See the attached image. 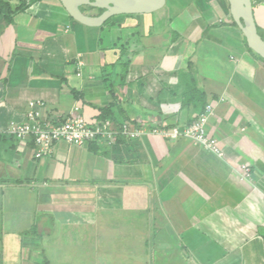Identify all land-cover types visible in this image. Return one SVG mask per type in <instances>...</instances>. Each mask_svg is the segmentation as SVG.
<instances>
[{
  "label": "crops",
  "instance_id": "0c3cea01",
  "mask_svg": "<svg viewBox=\"0 0 264 264\" xmlns=\"http://www.w3.org/2000/svg\"><path fill=\"white\" fill-rule=\"evenodd\" d=\"M27 3L13 21L0 17V264H264V65L229 1L124 15V38L115 17L91 27L60 0ZM253 5L264 32V0ZM190 60L219 152L150 131L189 125L194 110L177 99ZM32 100L90 120L109 107L115 128L135 122L146 133L61 140L36 158L32 139L7 132Z\"/></svg>",
  "mask_w": 264,
  "mask_h": 264
},
{
  "label": "built area",
  "instance_id": "2783aa9c",
  "mask_svg": "<svg viewBox=\"0 0 264 264\" xmlns=\"http://www.w3.org/2000/svg\"><path fill=\"white\" fill-rule=\"evenodd\" d=\"M47 103L41 100L29 102L26 120L20 123H12L7 132L18 139H32L37 148L36 158H44L51 155L53 146L58 141H66L70 144L83 146L89 142L105 139L113 141L116 133L123 134L128 139L135 140L146 133V130L139 129L135 124L125 122L117 129L109 120H90L79 114H70L60 117L47 113ZM75 110H79L78 107ZM214 113V106L208 104L205 111L189 125L154 126L150 131L167 138L178 139L188 138L204 146L208 150L219 152L218 140L207 134V124L210 116ZM242 172L249 174L250 166L241 165Z\"/></svg>",
  "mask_w": 264,
  "mask_h": 264
},
{
  "label": "water",
  "instance_id": "95a60500",
  "mask_svg": "<svg viewBox=\"0 0 264 264\" xmlns=\"http://www.w3.org/2000/svg\"><path fill=\"white\" fill-rule=\"evenodd\" d=\"M72 18L78 22L100 27L117 15L153 13L167 5L168 0H60ZM234 21L243 32L247 45L264 59V37L260 34L254 15L253 0H228ZM103 9L98 15L88 14L84 7Z\"/></svg>",
  "mask_w": 264,
  "mask_h": 264
},
{
  "label": "trees",
  "instance_id": "16d2710c",
  "mask_svg": "<svg viewBox=\"0 0 264 264\" xmlns=\"http://www.w3.org/2000/svg\"><path fill=\"white\" fill-rule=\"evenodd\" d=\"M27 7H28L27 0H0V17L3 16L8 22H11V21H13L14 16L17 13L24 11ZM87 7H89L90 9L98 10L97 14H95V15H98V14L103 12V9L95 8L92 6H87ZM87 7L83 8L84 12H86L85 8H87ZM110 21H111V18L109 20H107L103 25L109 23ZM233 24L235 26H238L235 21H233ZM258 29H259L260 34L262 35L259 27H258ZM245 40H246V38H245ZM246 44H247V42H246ZM249 50L253 51L250 48H249ZM254 53L260 59H262L264 62V59L261 56H259L256 52H254ZM180 73H181L180 75L182 78L183 85L185 86V89H184L183 93L181 94V97H179L177 100L181 102V109H183V110L184 109L194 110L193 111L194 112L193 117L191 115V112L189 113L188 124H191L196 119H198L199 116L205 111L206 106L208 104V97H207L206 91L199 85V82H198V79L196 76V71H195V64L193 61H191V60L188 61L187 66L184 67V69L181 70ZM171 117L173 118V116H171ZM113 118H114V113L108 107V108L103 110V113L101 115L100 120H106V119L113 120ZM172 121L170 120L169 123H166L162 126H165L168 128V127H173V126H176L179 124L178 121L174 122L173 119H172ZM133 123L135 124V122H133Z\"/></svg>",
  "mask_w": 264,
  "mask_h": 264
},
{
  "label": "rangeland",
  "instance_id": "374dc122",
  "mask_svg": "<svg viewBox=\"0 0 264 264\" xmlns=\"http://www.w3.org/2000/svg\"><path fill=\"white\" fill-rule=\"evenodd\" d=\"M184 1V0H183ZM185 3H182V5H184ZM180 8H182V6H180ZM85 10H86V12L87 13H89V14H93V15H95V14H97V12H98V10H95V9H90L89 7H87V8H85ZM136 15H139V14H136ZM124 15H117V16H114L115 18L113 19V20H117L116 22H115V24L116 23H118L119 21H121V17H123ZM113 18V17H112ZM112 18H111V20H112ZM118 18V19H117ZM122 23V22H121ZM117 25V28L119 29V25L118 24H116ZM119 26V27H118ZM139 29L140 28H138V27H136V29L135 30H132V32H134L135 33V35L133 36V39H136L137 41H139L140 40V35H139ZM120 30V29H119ZM261 33H262V35H263V37H264V32L261 30ZM124 32H122L121 30H120V35H122V38H124ZM127 34V33H126ZM207 35V34H206ZM203 37V35H201L200 36V38H202ZM205 37V36H204ZM168 38L170 39L171 38V36H168ZM199 38V39H200ZM202 39H204L203 40V42L202 43H204L205 42V40L206 41H208V39L205 37V38H202ZM212 39V38H211ZM215 39H213V41H214ZM215 41H217V42H219L218 40H215ZM154 49V47H149L148 48V50H147V52H149V53H151V51ZM249 50V49H248ZM209 52V51H208ZM249 52H251V53H253L254 54V56H257L253 51H250L249 50ZM198 57H199V61H203V59H205L206 57H204L203 56V53H199L198 54ZM203 58V59H202ZM257 58H259L258 56H257ZM197 52H196V62H197ZM262 60V59H261ZM262 62H263V60H262ZM263 65H264V62L262 63ZM195 66H197V63H196V65ZM198 69H197V67H196V69H195V71H196V74H197V71ZM107 71H108V73L109 74H111V72H112V68L111 67H108L107 68ZM199 74V73H198ZM198 74H197V76H198ZM112 77V76H111ZM254 90V89H253ZM230 103H232L233 104V101H231L230 100ZM255 120H256V118H255Z\"/></svg>",
  "mask_w": 264,
  "mask_h": 264
}]
</instances>
